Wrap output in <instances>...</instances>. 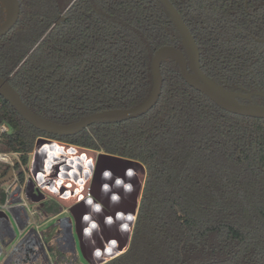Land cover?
<instances>
[{"label": "trees", "instance_id": "trees-1", "mask_svg": "<svg viewBox=\"0 0 264 264\" xmlns=\"http://www.w3.org/2000/svg\"><path fill=\"white\" fill-rule=\"evenodd\" d=\"M0 38V77L34 114L70 124L141 104L150 62L182 49L157 0H18ZM224 89L264 92V0H168ZM1 10V7H0ZM156 105L138 118L98 122L74 136L34 129L0 97V150L27 164L37 138L141 163L145 181L126 252L105 264H264V119L229 113L160 67ZM246 104L264 105L253 97ZM5 193L0 192V205ZM47 214L58 206L44 203Z\"/></svg>", "mask_w": 264, "mask_h": 264}, {"label": "water", "instance_id": "water-1", "mask_svg": "<svg viewBox=\"0 0 264 264\" xmlns=\"http://www.w3.org/2000/svg\"><path fill=\"white\" fill-rule=\"evenodd\" d=\"M157 1L179 34L182 49L162 46L153 53L150 62L152 87L141 104L129 109L103 110L70 124H59L34 114L1 77L0 97L34 129L55 136H74L98 122L119 123L145 115L156 105L161 94V63L171 60L178 65L187 85L225 111L264 119V105L240 102L251 103L253 97L264 99V92L227 90L204 75L197 45L181 16L168 0ZM0 7L4 12V20L0 23L1 38L16 24L20 4L18 0H0ZM258 41L264 44V40ZM29 173L31 179L25 190L26 198L32 204L51 198L61 208L68 209V226L73 223L78 251L85 264H105L126 252L146 177L141 163L38 138L32 151ZM11 178L10 172L1 176L0 186ZM35 184L40 187L38 195L33 194ZM86 194L88 196L81 199Z\"/></svg>", "mask_w": 264, "mask_h": 264}, {"label": "built area", "instance_id": "built-area-1", "mask_svg": "<svg viewBox=\"0 0 264 264\" xmlns=\"http://www.w3.org/2000/svg\"><path fill=\"white\" fill-rule=\"evenodd\" d=\"M8 132V125L4 122L0 123V136ZM31 157L32 152L29 154L27 164H23L19 153L0 150V165L3 166L0 177L8 172L12 174V178L3 184L5 200L0 205V264H28L32 260V255L37 254L35 253L37 247H40L44 253L42 259L50 264L44 252L43 240L34 230L42 226L36 219L46 217L43 224L57 220L60 234L56 242L64 241L63 229L66 225L62 215H68V209L48 217L40 204H32L25 196L27 184L31 179L29 173ZM33 189V194L40 193L37 184Z\"/></svg>", "mask_w": 264, "mask_h": 264}, {"label": "rangeland", "instance_id": "rangeland-1", "mask_svg": "<svg viewBox=\"0 0 264 264\" xmlns=\"http://www.w3.org/2000/svg\"><path fill=\"white\" fill-rule=\"evenodd\" d=\"M3 20H4V12L0 10V23ZM2 167L3 166L0 165V174L2 173V169H3ZM4 188H5V185H1L0 192L2 191L4 193ZM46 203L59 206V204L53 199H49ZM46 215L48 217L51 216L50 214H46ZM45 218L46 217L40 218L38 220L36 219L37 223L41 224L42 226L39 229H34V230L36 231L38 235H40V237L43 240V243H44L43 246L45 249L44 252L47 254V257L49 258V263L50 264H60L61 261L69 259L73 256H77L79 254V251L75 246L76 242L72 241L71 238H70L69 244H65L62 247V249L58 248V246L56 245L57 244L56 240L60 232H59V228H58L59 226H58L57 220H51L48 223L43 224V221H45ZM36 253L37 254L32 255L33 256L32 260L28 264H47V262L43 260L44 253L40 247L36 248ZM78 262L79 264H85L81 258H79Z\"/></svg>", "mask_w": 264, "mask_h": 264}, {"label": "flooded vegetation", "instance_id": "flooded-vegetation-1", "mask_svg": "<svg viewBox=\"0 0 264 264\" xmlns=\"http://www.w3.org/2000/svg\"><path fill=\"white\" fill-rule=\"evenodd\" d=\"M258 40H264V37L263 38H261V39H256V42L257 43H259V44H262V45H264L263 43H261V42H259ZM181 50V49H180ZM200 62V61H199ZM201 67V66H200ZM205 75V74H204ZM211 80V79H210ZM97 153H102V152H97ZM83 189V188H82ZM88 195L86 194V196H81V199H84L85 197H87ZM49 199H51V198H47V199H45L44 201H42L41 203H40V206L41 207H43V204L45 203V202H47ZM64 208H61L60 206H58V213H61L62 212V210H63ZM57 213V214H58ZM55 215V214H54ZM62 217L65 219L64 220V222H65V228L66 227H68V229H70L71 230V233L68 235V237H67V229H63L64 231H63V238H64V240L66 241V243L67 244H69V240H68V238L70 239H72V241H75L76 242V248L78 249V244H77V240H76V237H75V234H74V226H73V223H71V225L70 226H68V218L70 217V213H68V215H62ZM63 222V223H64ZM74 238V239H73ZM74 242V243H75ZM79 258H81V256H79V254L77 255V256H73V257H71V258H69V259H67V264H79V262H78V260H79ZM82 259V258H81ZM83 261V260H82Z\"/></svg>", "mask_w": 264, "mask_h": 264}, {"label": "crops", "instance_id": "crops-1", "mask_svg": "<svg viewBox=\"0 0 264 264\" xmlns=\"http://www.w3.org/2000/svg\"><path fill=\"white\" fill-rule=\"evenodd\" d=\"M56 243H57V242H56ZM65 244H66V242H65V240H64L63 242L57 243L56 245L58 246L59 249H60V248L62 249L63 245H65ZM60 264H67V259L64 260V261H61Z\"/></svg>", "mask_w": 264, "mask_h": 264}, {"label": "bare ground", "instance_id": "bare-ground-1", "mask_svg": "<svg viewBox=\"0 0 264 264\" xmlns=\"http://www.w3.org/2000/svg\"><path fill=\"white\" fill-rule=\"evenodd\" d=\"M65 228V227H64ZM65 229H67V237H68V232H69V230H68V227H66ZM68 240L70 241V239L68 238ZM67 244V243H66ZM36 253V252H35Z\"/></svg>", "mask_w": 264, "mask_h": 264}]
</instances>
